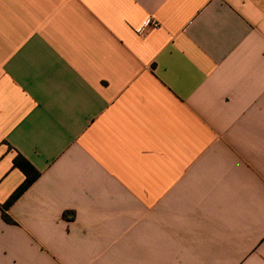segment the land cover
I'll use <instances>...</instances> for the list:
<instances>
[{
    "label": "crops",
    "instance_id": "obj_1",
    "mask_svg": "<svg viewBox=\"0 0 264 264\" xmlns=\"http://www.w3.org/2000/svg\"><path fill=\"white\" fill-rule=\"evenodd\" d=\"M0 264H264V0H0Z\"/></svg>",
    "mask_w": 264,
    "mask_h": 264
},
{
    "label": "trees",
    "instance_id": "obj_2",
    "mask_svg": "<svg viewBox=\"0 0 264 264\" xmlns=\"http://www.w3.org/2000/svg\"><path fill=\"white\" fill-rule=\"evenodd\" d=\"M14 164L16 167H19L24 171L27 178L22 186H20L5 203L4 209L9 208L39 176V172L20 155L15 158ZM3 218L9 223L13 222V220L6 214L5 211H3Z\"/></svg>",
    "mask_w": 264,
    "mask_h": 264
},
{
    "label": "built area",
    "instance_id": "obj_3",
    "mask_svg": "<svg viewBox=\"0 0 264 264\" xmlns=\"http://www.w3.org/2000/svg\"><path fill=\"white\" fill-rule=\"evenodd\" d=\"M148 26H152V27H154V28H158V27H159V23L156 22V21H154V20H152V19H150V20H148V21L144 24V26H142V27L139 29V33H143V32H145V29H146V27H148Z\"/></svg>",
    "mask_w": 264,
    "mask_h": 264
}]
</instances>
